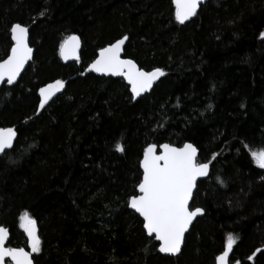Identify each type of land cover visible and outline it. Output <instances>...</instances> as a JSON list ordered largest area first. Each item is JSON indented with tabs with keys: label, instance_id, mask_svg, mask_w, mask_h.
Here are the masks:
<instances>
[{
	"label": "trees",
	"instance_id": "obj_1",
	"mask_svg": "<svg viewBox=\"0 0 264 264\" xmlns=\"http://www.w3.org/2000/svg\"><path fill=\"white\" fill-rule=\"evenodd\" d=\"M14 23L28 27L33 57L0 88V128L16 132L0 154L8 247L27 248V211L42 247L33 264H215L229 234L228 264H264V169L250 155L264 149V0H208L184 25L171 0H0V61ZM71 35L79 59L65 63L59 46ZM124 35V58L165 72L135 101L122 78L82 75ZM58 79L65 87L39 108V88ZM150 143H192L212 161L193 204L206 211L175 257L128 209Z\"/></svg>",
	"mask_w": 264,
	"mask_h": 264
},
{
	"label": "snow or ice",
	"instance_id": "obj_2",
	"mask_svg": "<svg viewBox=\"0 0 264 264\" xmlns=\"http://www.w3.org/2000/svg\"><path fill=\"white\" fill-rule=\"evenodd\" d=\"M203 0H172L175 5V21L184 25L192 17L197 16L198 8ZM44 13L41 12V15ZM11 48L7 58L0 61V83L5 80L13 85L20 76L29 60L32 59L33 49L29 47V29L21 23L10 26ZM264 37V33H261ZM127 35L116 39L114 43L100 48L96 58L88 66L87 71L104 76L123 77L130 85L131 99L136 100L142 93L152 88L155 81L165 76L161 68L146 71L131 59H123L121 53ZM80 47L77 36H68L59 46L61 58L67 60L76 55ZM65 87L64 81L56 80L44 87H40L39 108L45 105ZM210 107V106H209ZM16 132L13 128H0V154H7L13 148ZM117 153H124L125 148L117 142L114 146ZM197 147L192 143H184L182 147L169 143H150L143 149L139 167L142 178L136 185V191L128 198V207L142 218L143 230L146 237L159 242L158 252L177 255L181 252L185 240V233L194 219L204 215L201 206L193 207L195 195L199 192V178H210L211 160L200 162ZM255 164L264 169V149L251 151ZM217 157L214 155L213 159ZM216 182L221 187L226 181L219 175ZM138 193V194H137ZM20 228L26 233L30 252L23 248L5 247L8 230L0 226V264L9 258L11 264H33L32 254L42 252L41 239L37 235L36 221L25 211L20 217ZM236 243L232 234L227 236V243L222 254L215 257V264H228L229 253ZM259 251V249L257 250ZM251 259V257H249Z\"/></svg>",
	"mask_w": 264,
	"mask_h": 264
},
{
	"label": "water",
	"instance_id": "obj_3",
	"mask_svg": "<svg viewBox=\"0 0 264 264\" xmlns=\"http://www.w3.org/2000/svg\"><path fill=\"white\" fill-rule=\"evenodd\" d=\"M172 1V0H171ZM208 0H203V2L201 3V5H203V4H205L206 2H207ZM200 5V6H201ZM175 6V5H174ZM199 9V8H198ZM79 39V38H78ZM80 41V40H79ZM127 42V41H126ZM114 43V42H113ZM125 45H126V43H125ZM125 45L123 46V50H124V47H125ZM79 49H80V47L77 49V52H76V55L74 56V57H69L67 60H65V59H63V58H61L62 59V61L63 62H65V63H76L77 61H78V59H79ZM123 50H122V53H121V57L123 58V59H128V58H124L123 57ZM97 54H98V52H97ZM96 54V55H97ZM32 57H33V52H32ZM61 57V56H60ZM7 58V57H6ZM5 58V59H6ZM32 60V59H31ZM31 60H29L28 62H27V64L25 65V68L22 70V72H21V74H20V76H18L17 77V80L14 82V84H16V82L19 80V78L22 76V74H23V72L25 71V69L27 68V65L29 64V62L31 61ZM134 62V61H133ZM92 63V62H91ZM90 63V64H91ZM135 63V62H134ZM89 64V65H90ZM88 65V66H89ZM88 66L84 69V71L82 72V75H87V74H93V75H95V76H99V77H105V78H109V77H112V76H104V75H102V74H99V73H95V72H90V71H87V69H88ZM112 78H122L123 79V77H112ZM161 79V77L157 80V81H155L154 82V84H153V86H152V88L158 83V81ZM123 81H124V83H125V85L129 88V92H130V94H131V91H130V85H128L127 84V81H125L124 79H123ZM8 85L7 84V82H6V80L3 82V83H0V88L3 86V85ZM13 84V85H14ZM11 86V85H10ZM152 88L151 89H149L148 91H146V92H144V93H142L141 94V96L140 97H142V96H144L145 94H147V93H149L151 90H152ZM61 93V91L60 92H58V93H56V95L51 99V100H53L54 98H56L59 94ZM140 97H137L136 98V100L138 99V98H140ZM50 100V101H51ZM49 101V102H50ZM48 102V103H49ZM15 138V137H14ZM13 141H14V139H13ZM183 146V145H182ZM182 146H180V147H182ZM197 155H198V151H197ZM143 156V155H142ZM142 159V158H141ZM141 170V178H142V169H140ZM206 178H199V180H205ZM138 194V193H137ZM128 209L130 210V211H132V212H134L133 210H131L129 207H128ZM135 213V212H134ZM135 215H137L138 217H139V215L138 214H136L135 213ZM201 217V216H200ZM140 219H141V221H142V218L141 217H139ZM199 217H197L196 219H194V221H193V223L198 219ZM193 223L189 226V230H190V228H191V226L193 225ZM143 226V225H142ZM8 230V229H7ZM189 232V231H188ZM188 232H186L185 233V236L187 235V233ZM8 234H9V232H8ZM24 234H25V237H26V240H27V246H28V238H27V235H26V233L24 232ZM145 235H146V233H145ZM9 236V235H8ZM8 240V239H7ZM7 240L5 241V247H7ZM154 240V239H153ZM154 242L155 243H157L158 244V246H159V242L158 241H155L154 240ZM184 244V243H183ZM183 244H182V247H183ZM25 250V249H24ZM26 252H30L31 251V249L29 248V246H28V251L27 250H25ZM159 253V252H158ZM223 253V252H222ZM160 255H163V256H167V257H175V256H178L180 253H178L177 255H175V256H173V255H170V254H162V253H159ZM230 255H231V251H230V253H229V258H230ZM10 262V260H9V258H5V261H4V264H6V262ZM10 264H11V262H10Z\"/></svg>",
	"mask_w": 264,
	"mask_h": 264
},
{
	"label": "flooded vegetation",
	"instance_id": "obj_4",
	"mask_svg": "<svg viewBox=\"0 0 264 264\" xmlns=\"http://www.w3.org/2000/svg\"><path fill=\"white\" fill-rule=\"evenodd\" d=\"M7 229V228H6ZM8 232H9V230H8ZM24 232V231H23ZM25 235V234H24ZM26 238V237H25ZM8 239H9V236H8ZM27 241V240H26ZM7 242H8V240H7ZM8 247V246H7ZM23 249H25V250H27L28 251V246H27V248H23ZM6 264H10V262H6Z\"/></svg>",
	"mask_w": 264,
	"mask_h": 264
}]
</instances>
